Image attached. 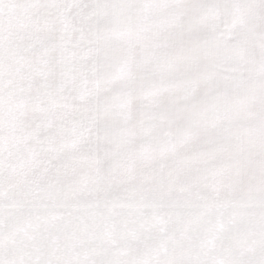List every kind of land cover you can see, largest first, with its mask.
<instances>
[{
    "label": "snow or ice",
    "instance_id": "obj_1",
    "mask_svg": "<svg viewBox=\"0 0 264 264\" xmlns=\"http://www.w3.org/2000/svg\"><path fill=\"white\" fill-rule=\"evenodd\" d=\"M0 264H264V0H0Z\"/></svg>",
    "mask_w": 264,
    "mask_h": 264
}]
</instances>
